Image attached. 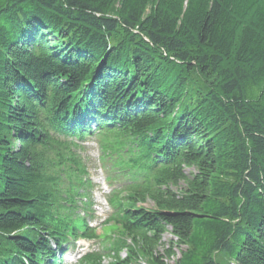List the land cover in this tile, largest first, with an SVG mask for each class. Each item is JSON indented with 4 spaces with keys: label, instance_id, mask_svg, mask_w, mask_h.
I'll return each mask as SVG.
<instances>
[{
    "label": "trees",
    "instance_id": "16d2710c",
    "mask_svg": "<svg viewBox=\"0 0 264 264\" xmlns=\"http://www.w3.org/2000/svg\"><path fill=\"white\" fill-rule=\"evenodd\" d=\"M93 137L127 181L110 264L168 232L175 264H264V0H0V264L97 238Z\"/></svg>",
    "mask_w": 264,
    "mask_h": 264
},
{
    "label": "rangeland",
    "instance_id": "374dc122",
    "mask_svg": "<svg viewBox=\"0 0 264 264\" xmlns=\"http://www.w3.org/2000/svg\"><path fill=\"white\" fill-rule=\"evenodd\" d=\"M99 155H100V153H99L98 147L94 144V142H91L88 145V153L86 154L87 161L90 163L91 169H92V165L98 166ZM191 171L192 170H187V173L191 172ZM145 207L152 208L153 204L151 202H149ZM118 233H119V230L116 227H114L112 225L104 226L97 231V234L101 236L102 241H99L96 243H94V242H83L82 241L79 245L80 248H77L76 252L78 253L79 251L81 252L84 250V251L89 252V253H100V255H102L104 247L107 245L109 246L112 243V238L117 239L120 237V234H118ZM106 236H108V237H106ZM175 243H176V239L170 234V232H168L164 236V238L162 240V245L159 248L160 255L162 257V260L165 262V264H175L176 260L180 257V250L181 249L175 247L176 246ZM182 249H184V248H182ZM168 250H172L175 253L174 258L169 259L166 257V252ZM125 255L126 254L122 252V258H125L126 257ZM67 257H69V255H67ZM217 259L221 264H231L226 259L225 256L219 255V256H217ZM102 262H103L102 264H108L111 261H110V259L105 258L102 260ZM137 264H149V263L141 262V263H137Z\"/></svg>",
    "mask_w": 264,
    "mask_h": 264
},
{
    "label": "bare ground",
    "instance_id": "6f19581e",
    "mask_svg": "<svg viewBox=\"0 0 264 264\" xmlns=\"http://www.w3.org/2000/svg\"><path fill=\"white\" fill-rule=\"evenodd\" d=\"M109 171L107 174L106 179L104 178L101 181V188H107L114 186V191L112 196H110L108 199L102 201L101 203H97L94 205L91 210L87 213V218H86V223L89 228H95V229H100L102 228V225L104 223L110 224L112 217L114 216L115 210H114V205H113V198L115 193H120V187L122 185H127V181L124 177H120L118 174L119 168L116 169L113 166L110 168V170L107 168ZM56 243H62V240L58 239L57 241H54V244L51 242L53 245V248L55 249V255L56 256H67L68 255V249L66 244H62L59 247H57L55 244ZM129 243V242H128ZM51 245V247H52ZM125 253L126 257L122 258V252L121 255H119L120 260L119 261H124L127 258V252L123 251ZM117 254L113 250L108 254V258L111 259L114 262V257Z\"/></svg>",
    "mask_w": 264,
    "mask_h": 264
}]
</instances>
